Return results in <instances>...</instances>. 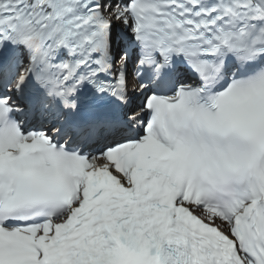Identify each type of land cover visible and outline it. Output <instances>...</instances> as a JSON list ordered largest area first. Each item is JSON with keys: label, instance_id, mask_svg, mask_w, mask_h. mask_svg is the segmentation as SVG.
Segmentation results:
<instances>
[{"label": "snow or ice", "instance_id": "obj_1", "mask_svg": "<svg viewBox=\"0 0 264 264\" xmlns=\"http://www.w3.org/2000/svg\"><path fill=\"white\" fill-rule=\"evenodd\" d=\"M0 264H264V0H0Z\"/></svg>", "mask_w": 264, "mask_h": 264}]
</instances>
